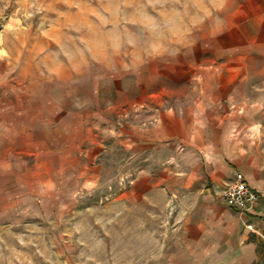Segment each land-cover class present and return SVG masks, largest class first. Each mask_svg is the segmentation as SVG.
<instances>
[{"label":"rangeland","instance_id":"1","mask_svg":"<svg viewBox=\"0 0 264 264\" xmlns=\"http://www.w3.org/2000/svg\"><path fill=\"white\" fill-rule=\"evenodd\" d=\"M253 17L264 0H0V120L23 176L0 186V264H167L162 198L121 196L164 153L127 150L119 129L178 106L187 51L239 44Z\"/></svg>","mask_w":264,"mask_h":264},{"label":"crops","instance_id":"2","mask_svg":"<svg viewBox=\"0 0 264 264\" xmlns=\"http://www.w3.org/2000/svg\"><path fill=\"white\" fill-rule=\"evenodd\" d=\"M237 29L239 44L217 50L211 42L187 51V66L177 67L184 71L178 94L184 88L190 93L178 106L165 108L148 128L133 123L128 130L119 129L127 150L155 147L164 153L157 170L139 174L131 190L121 196L135 202L157 192L162 198L173 233L174 250L167 264H260L263 259L264 97L251 96L250 89L255 86L253 79L264 77V17L248 19ZM205 48L215 52L208 56ZM224 56L230 58L220 63ZM185 80L188 83L183 84ZM4 116L0 186L13 176L23 181L20 172L12 171L16 144L10 119ZM59 117L57 108L51 119ZM237 173L259 193L256 204L247 210L228 206L222 196ZM8 192L0 187L3 199L8 200Z\"/></svg>","mask_w":264,"mask_h":264},{"label":"built area","instance_id":"3","mask_svg":"<svg viewBox=\"0 0 264 264\" xmlns=\"http://www.w3.org/2000/svg\"><path fill=\"white\" fill-rule=\"evenodd\" d=\"M222 196L228 206L247 210L256 204L259 193L246 183L241 173H237L235 182L224 189Z\"/></svg>","mask_w":264,"mask_h":264}]
</instances>
